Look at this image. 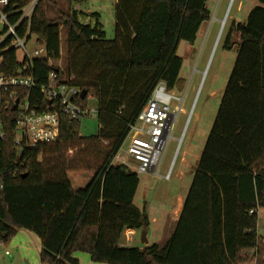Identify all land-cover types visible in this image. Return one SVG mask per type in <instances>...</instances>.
I'll return each mask as SVG.
<instances>
[{
	"label": "trees",
	"instance_id": "trees-1",
	"mask_svg": "<svg viewBox=\"0 0 264 264\" xmlns=\"http://www.w3.org/2000/svg\"><path fill=\"white\" fill-rule=\"evenodd\" d=\"M30 1L11 0L19 7ZM258 2L231 29V37L239 36L236 62L176 229L164 246L140 248L119 244L126 229L150 226L146 209L134 203L139 174L113 158L156 84L176 87L184 62L180 43L197 40L211 18L208 0H117L113 39L98 13H92L95 25L81 22L77 9L53 18L56 1L40 0L32 31L50 57L61 56L64 28L69 74L81 51L100 63L96 78L71 82L87 91L78 103L87 105L88 95L98 100L99 129L83 137L80 118L63 114L56 141L19 151L16 113L6 109L0 138L3 242L22 229L35 233L41 264H80L78 252L105 264H264L258 231L264 209V0ZM13 58L10 52L7 59ZM52 70L47 59L36 60V91Z\"/></svg>",
	"mask_w": 264,
	"mask_h": 264
},
{
	"label": "rangeland",
	"instance_id": "rangeland-1",
	"mask_svg": "<svg viewBox=\"0 0 264 264\" xmlns=\"http://www.w3.org/2000/svg\"><path fill=\"white\" fill-rule=\"evenodd\" d=\"M55 1L57 6L53 4L50 7L51 17H57V11L67 13L71 9H77L81 22L95 25L97 19L92 13H98L106 37H115L117 0H83L76 3L71 0ZM257 5L258 0H208L211 18L202 26L197 40L194 43H180L178 54L184 62L178 83L170 92L179 99H173V109L178 111L180 105L182 108L173 126L172 138L167 144L158 173L139 174L140 183L135 202L141 208L146 206L148 213L154 205L157 209H164L167 214V207L173 204L178 195L185 194L191 186L236 62L239 36L233 34L231 37V29L234 24L244 23L251 9ZM61 39V56L52 61L53 65L61 68L63 76L73 80L96 78L100 63L91 58L87 51L79 52L71 74L68 73L69 42L67 30L64 28L61 29ZM34 45L36 46V43L32 46ZM38 46L42 47L40 44ZM87 106L90 109H98V100L88 95ZM80 123V134L83 137H90L98 132L97 115H84L80 118ZM169 169L171 176L166 179L165 175ZM145 195L146 205L142 204ZM260 210L258 231L264 240V209ZM154 227L155 232H162L165 226L157 222ZM125 235L121 239V246L126 243ZM138 236H141V232H138ZM155 238L157 239L153 243L161 242L159 235ZM255 253L256 251L253 252ZM9 256L11 253L6 257L10 259Z\"/></svg>",
	"mask_w": 264,
	"mask_h": 264
},
{
	"label": "built area",
	"instance_id": "built-area-1",
	"mask_svg": "<svg viewBox=\"0 0 264 264\" xmlns=\"http://www.w3.org/2000/svg\"><path fill=\"white\" fill-rule=\"evenodd\" d=\"M39 1L31 0L19 7L11 0H0V138L5 135V111L11 107L16 113L14 143L19 151L56 141L60 136L63 114L73 118L97 115V108L90 109L78 103L82 90L71 84V77L62 75L61 68L53 65L54 59L45 44L32 31V17ZM33 43L36 46H32ZM10 52L14 53L11 60L7 59ZM42 58L47 59L54 70L41 91H36L35 63ZM173 99L179 100L163 81L158 82L136 120L129 124V131L113 163L125 165L138 174L158 173L182 108L180 105L175 111ZM170 176L171 169L165 178ZM3 244L0 236V245Z\"/></svg>",
	"mask_w": 264,
	"mask_h": 264
},
{
	"label": "crops",
	"instance_id": "crops-1",
	"mask_svg": "<svg viewBox=\"0 0 264 264\" xmlns=\"http://www.w3.org/2000/svg\"><path fill=\"white\" fill-rule=\"evenodd\" d=\"M138 189L134 198L135 204H136L135 200L138 194ZM188 191L189 189L185 194H180L176 197L173 204L167 207L168 209L167 214L164 212V209L162 208L157 209L156 206L153 205L151 212L150 213L147 212L150 219V226L146 229H136V230L126 229L123 232V235L125 234L127 235V240L122 247L133 246V247L142 248L147 244H152L155 241V239H157L155 237L158 235L161 237V242L157 244L160 246H164L176 229L179 216L183 209L184 201ZM142 199H144L143 200L144 203L142 204L146 205L147 203L146 195L143 196ZM138 207L141 208L140 206ZM145 209L147 211L146 206ZM260 211L261 210H259L258 213ZM157 222H160L161 225L165 226L162 232H155L154 226ZM138 232H141V236H138ZM162 233H164L163 236ZM139 240L140 242H138ZM41 250H42L41 240L35 233L24 229L19 230L8 244L4 243L3 245H0V264H41L40 261ZM8 253L9 254L11 253V256H9L10 259L6 257L9 255ZM83 254H87V253H81V252L76 253V257H78V259L80 260V264H94L89 254H87L89 255L88 257H84L85 255ZM100 264H105V263H100Z\"/></svg>",
	"mask_w": 264,
	"mask_h": 264
},
{
	"label": "water",
	"instance_id": "water-1",
	"mask_svg": "<svg viewBox=\"0 0 264 264\" xmlns=\"http://www.w3.org/2000/svg\"><path fill=\"white\" fill-rule=\"evenodd\" d=\"M87 95V91L86 90H83L82 91V97H85Z\"/></svg>",
	"mask_w": 264,
	"mask_h": 264
}]
</instances>
